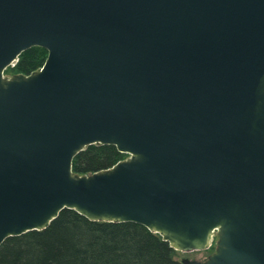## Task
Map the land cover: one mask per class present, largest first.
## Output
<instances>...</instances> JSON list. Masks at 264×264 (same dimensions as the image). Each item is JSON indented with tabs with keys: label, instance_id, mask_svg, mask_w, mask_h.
<instances>
[{
	"label": "water",
	"instance_id": "1",
	"mask_svg": "<svg viewBox=\"0 0 264 264\" xmlns=\"http://www.w3.org/2000/svg\"><path fill=\"white\" fill-rule=\"evenodd\" d=\"M93 143L129 155L74 172ZM64 208L264 264V0H0V245Z\"/></svg>",
	"mask_w": 264,
	"mask_h": 264
},
{
	"label": "trees",
	"instance_id": "2",
	"mask_svg": "<svg viewBox=\"0 0 264 264\" xmlns=\"http://www.w3.org/2000/svg\"><path fill=\"white\" fill-rule=\"evenodd\" d=\"M48 49L34 45L5 72L40 68ZM128 156L112 143H93L73 158V171L89 174L112 167ZM178 250L159 232L137 221L92 220L64 208L43 229L7 237L0 245V264H183Z\"/></svg>",
	"mask_w": 264,
	"mask_h": 264
},
{
	"label": "rangeland",
	"instance_id": "3",
	"mask_svg": "<svg viewBox=\"0 0 264 264\" xmlns=\"http://www.w3.org/2000/svg\"><path fill=\"white\" fill-rule=\"evenodd\" d=\"M16 61H14L13 64H11V66L15 65ZM5 74L7 76H13L14 74H17V73L6 71ZM128 155H129V153H128ZM213 243H215V242H213ZM177 250H178V253H177L176 257L178 259H180L181 261L183 258H191V259L196 258V259L204 260V259H207L209 254H211L215 250V244H213L209 248L201 249V250H190V251H184V250H179V249H177Z\"/></svg>",
	"mask_w": 264,
	"mask_h": 264
},
{
	"label": "built area",
	"instance_id": "4",
	"mask_svg": "<svg viewBox=\"0 0 264 264\" xmlns=\"http://www.w3.org/2000/svg\"><path fill=\"white\" fill-rule=\"evenodd\" d=\"M215 237H212V239H211V245L213 244V242L215 241Z\"/></svg>",
	"mask_w": 264,
	"mask_h": 264
}]
</instances>
